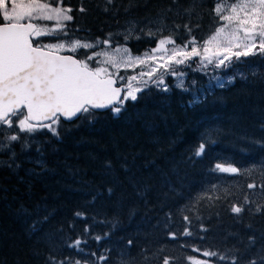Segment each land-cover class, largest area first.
I'll return each instance as SVG.
<instances>
[{
	"label": "trees",
	"instance_id": "trees-1",
	"mask_svg": "<svg viewBox=\"0 0 264 264\" xmlns=\"http://www.w3.org/2000/svg\"><path fill=\"white\" fill-rule=\"evenodd\" d=\"M216 2L64 0L74 17L65 23L68 38L110 37L111 45L139 53L167 36L202 44L219 25ZM149 29L155 37L146 35ZM181 68L187 92L166 74L170 91L150 84L119 116L106 109L91 119H61L59 139L46 129L20 133L11 152H0V264H49L50 256L66 264H161L164 256L172 264L197 256L210 264H231L233 256L241 264H264V56L206 70L196 59ZM218 72L233 73L234 80L205 95ZM195 94L201 103L188 107ZM201 142L205 152L195 157ZM217 163L241 172L220 173ZM253 182L257 187L249 189ZM233 204L244 211L231 213ZM185 229L192 234L184 235ZM76 239L86 243L68 247ZM205 250L228 259L204 257Z\"/></svg>",
	"mask_w": 264,
	"mask_h": 264
},
{
	"label": "snow or ice",
	"instance_id": "snow-or-ice-1",
	"mask_svg": "<svg viewBox=\"0 0 264 264\" xmlns=\"http://www.w3.org/2000/svg\"><path fill=\"white\" fill-rule=\"evenodd\" d=\"M107 2L111 4L112 0ZM79 11L85 12L86 9L81 7ZM212 11L219 25L202 44L192 37L180 45L176 44L172 36H167L159 39L155 48L146 50L142 55L133 56L127 47L120 46L113 50V54L107 51L93 52L91 55L85 53L84 59H78L74 55L63 53L109 46L111 38H98L95 42H82L77 38L67 42L69 33L65 22L73 21L74 17L71 14L73 9L64 6V0H0V132H5L4 139L0 141V152H11L13 142L21 141L20 133L31 136L46 129L59 139L61 117L72 120L85 115V118L91 119L95 116V110L99 109L110 110L114 116H119L125 109L126 102L137 101L138 94L150 84L164 92L170 91L164 76H184L185 73L179 72L177 68L188 65L190 61L198 59L199 69L206 70L209 66L221 69L230 67L233 61L238 62L241 58L264 56V0H217ZM39 21L54 22V27L49 28L38 23ZM184 27L191 34L192 28L189 25ZM56 34H60L57 39L61 42L43 44L37 39ZM146 35L155 37L156 33L149 29ZM130 36L131 32L124 37L125 40ZM166 45L173 47L169 49ZM116 53L120 55L117 56ZM93 61L100 66L93 67L90 63ZM104 65H111L117 72L121 65L146 70L127 77V86L122 88L117 86V82L125 77L110 72ZM233 79L229 78L228 83H232ZM176 87L185 92L190 90L185 87L183 79ZM214 87L223 88L225 83L215 77V84L210 80L209 87L203 89L205 95ZM199 103L200 99L194 97L189 101L188 107ZM6 130H11V133L7 134ZM27 147L25 142L22 150ZM205 148L206 143L201 142L193 151V156H202ZM107 167L111 168V165L108 164ZM215 170L235 175L241 172L235 166L220 163L215 165ZM247 187L254 189L257 185L253 182L248 183ZM261 187L264 188V184ZM108 191L111 194L112 189ZM248 202V197L245 196V203ZM230 211L239 215L244 209L233 204ZM257 211H261V208L258 207ZM75 215L83 217L81 212ZM184 219L187 221L189 218L185 216ZM87 231L86 227L85 232ZM183 234L192 233L185 229ZM169 236L176 238L175 233H169ZM95 239L99 241L101 237L97 236ZM253 240L254 238H249L250 243ZM81 243L86 241L76 239L68 247L79 248ZM131 243L129 241V245ZM91 255L96 256V253ZM201 255L218 257L222 261L228 259L208 250ZM48 259L49 264H66V261H58L55 256ZM107 259L106 255L97 256L98 261ZM261 260H264V256ZM188 261L189 264H210L209 260L193 257H188ZM75 264H81V261L77 260ZM161 264H172V258L164 256ZM231 264H241V261L233 256ZM245 264H257V261L253 259Z\"/></svg>",
	"mask_w": 264,
	"mask_h": 264
},
{
	"label": "rangeland",
	"instance_id": "rangeland-1",
	"mask_svg": "<svg viewBox=\"0 0 264 264\" xmlns=\"http://www.w3.org/2000/svg\"><path fill=\"white\" fill-rule=\"evenodd\" d=\"M65 6V5H64ZM66 7H68L67 5H66ZM38 23H41L42 25H46V26H48L49 28H52V27H54V22H50V21H40V22H38ZM130 30H132V27H130ZM215 31V30H214ZM214 33V32H213ZM212 34V33H211ZM210 34V35H211ZM209 35V36H210ZM162 38H164V37H162ZM71 40H74V38H67V42H69L70 43V41ZM82 42H95L97 39H95V40H91V41H89V40H83V39H80ZM159 41V40H158ZM157 41V42H158ZM57 42H61L60 40H58V39H51L50 41H45V42H43V44H48V43H57ZM203 43V42H202ZM176 44H179V43H176ZM180 45H183V44H180ZM120 46H124V45H115V46H113V45H109V46H102L101 48H96V49H88V50H85V49H78V51H77V53H73V54H75L77 57H78V55L80 54V53H83L84 54V57L82 58H79V59H84L85 58V53H87V54H89V55H91V54H93V52H100V51H107V52H109L110 54H113V50L116 48V47H120ZM125 47H127L129 50H130V48H129V46H125ZM156 47V44H155V46H153V47H151L150 49H152V48H155ZM166 47L167 48H169V49H171L172 47H173V45H166ZM150 49H147V50H150ZM146 50H144V51H141V52H139V53H135V52H133V51H131L130 50V53H131V55H133V56H136V55H142L144 52H145ZM65 52H67V51H65ZM115 55H117V56H119L120 54L119 53H116ZM159 55V54H158ZM98 59H103V57H98ZM198 60V59H197ZM91 63V65L93 66V67H96V66H100V65H98L95 61H93V62H90ZM191 63V61L189 62V64ZM188 64V65H189ZM105 67H108V69H109V71L110 72H113V73H117L119 76H122V77H125V79L124 80H118V83L119 84H122V85H127V83H128V81H127V77H129V76H131V75H136V74H138L140 71H142V70H146V69H142V68H140V67H125V66H123V65H121L120 66V68H119V70H118V72H117V69H115V68H113L111 65H104ZM183 66H187V65H181V66H178V68H177V70L179 71V72H183V73H186L185 71H181L182 70V68L181 67H183ZM209 67H211V68H214V67H212V66H209ZM215 69V68H214ZM162 71V70H161ZM215 77H219L220 79H222L223 81H224V83L226 84V83H228V80H229V78H234V74L233 73H229V72H224V73H220V72H218V75H211V82H212V84H215ZM164 79H165V82H166V75L164 76ZM181 79H183V76H174V80H175V82L178 84L179 83V81L181 80ZM184 80V79H183ZM209 80V81H210ZM234 80V79H233ZM232 80V81H233ZM133 83H135V82H133ZM142 86V85H141ZM209 87V82L207 83V88ZM139 95V94H138ZM199 95L198 94H195V97H198ZM101 111H103V110H101ZM6 131H11V130H6ZM16 131H18V129L16 130ZM0 133H2V134H4L5 132H0ZM195 258H198V259H202L201 257H195Z\"/></svg>",
	"mask_w": 264,
	"mask_h": 264
},
{
	"label": "water",
	"instance_id": "water-1",
	"mask_svg": "<svg viewBox=\"0 0 264 264\" xmlns=\"http://www.w3.org/2000/svg\"><path fill=\"white\" fill-rule=\"evenodd\" d=\"M63 54H65V55H74L76 58H78L75 54L70 53V52H64ZM78 59H79V58H78ZM117 86H120V87H122V88H126L127 85H122V84H119V83L117 82ZM99 110H106V109H99ZM61 119L65 121V119H64L63 117H61ZM68 121H71V120H68Z\"/></svg>",
	"mask_w": 264,
	"mask_h": 264
}]
</instances>
